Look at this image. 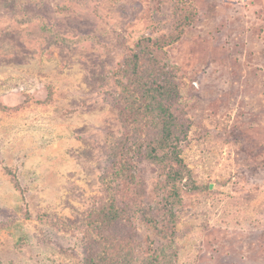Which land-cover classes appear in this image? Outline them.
<instances>
[{
    "label": "rangeland",
    "instance_id": "rangeland-1",
    "mask_svg": "<svg viewBox=\"0 0 264 264\" xmlns=\"http://www.w3.org/2000/svg\"><path fill=\"white\" fill-rule=\"evenodd\" d=\"M117 239L264 264V0H0V264Z\"/></svg>",
    "mask_w": 264,
    "mask_h": 264
},
{
    "label": "trees",
    "instance_id": "trees-1",
    "mask_svg": "<svg viewBox=\"0 0 264 264\" xmlns=\"http://www.w3.org/2000/svg\"><path fill=\"white\" fill-rule=\"evenodd\" d=\"M172 125L165 124L163 125V128L160 129L161 138H159L158 147H155V145L151 146V150H157V148H161L165 154L164 158L168 160L170 164L176 163L177 168H171V171H169L173 178L176 177L177 174L181 173V159L179 157V150H178V141L179 138H181V133H183V130L179 131V133H175L173 129L171 128ZM124 167V166H123ZM123 167H121L119 170V173L123 171ZM183 187H186V184H182ZM189 188V187H188ZM179 189V187H178ZM113 202H115V198L113 199ZM113 207L115 208V204H113ZM116 216L120 217L121 219L125 220V214L122 213V210L120 211H112ZM126 239V238H125ZM125 239H117L114 242L110 241V243H107L109 245L108 248L104 249V252H102V257L99 260H96V262H100V264H131L129 263L128 259L125 256H122V252L125 251L127 247V240ZM92 241V239H91ZM106 244V243H105ZM164 247V246H163ZM162 247V248H163ZM109 248L115 250V254H109V251H107ZM158 249L157 252H154L150 257L145 259L143 262H140V264H169V260H166V249ZM91 257H87L85 259V264H89V262H92ZM89 261V262H88Z\"/></svg>",
    "mask_w": 264,
    "mask_h": 264
}]
</instances>
